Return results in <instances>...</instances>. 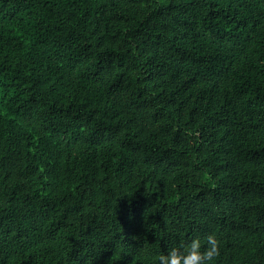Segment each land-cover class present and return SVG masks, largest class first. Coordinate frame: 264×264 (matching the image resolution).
<instances>
[{"label": "trees", "instance_id": "16d2710c", "mask_svg": "<svg viewBox=\"0 0 264 264\" xmlns=\"http://www.w3.org/2000/svg\"><path fill=\"white\" fill-rule=\"evenodd\" d=\"M210 234L264 264V0H0V264Z\"/></svg>", "mask_w": 264, "mask_h": 264}, {"label": "clouds", "instance_id": "9594fccd", "mask_svg": "<svg viewBox=\"0 0 264 264\" xmlns=\"http://www.w3.org/2000/svg\"><path fill=\"white\" fill-rule=\"evenodd\" d=\"M219 248V241L213 234L205 238L204 244L199 238H193L189 243L161 254L157 264H213L220 255Z\"/></svg>", "mask_w": 264, "mask_h": 264}]
</instances>
